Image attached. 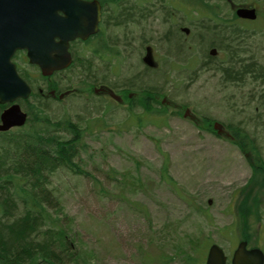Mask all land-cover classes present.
<instances>
[{"label":"rangeland","instance_id":"rangeland-1","mask_svg":"<svg viewBox=\"0 0 264 264\" xmlns=\"http://www.w3.org/2000/svg\"><path fill=\"white\" fill-rule=\"evenodd\" d=\"M98 1L104 8L105 49L124 53H73L74 67L52 82L59 90L79 92L59 103L44 102L48 119L84 130L75 160L81 175L60 169L50 178L60 206L49 208L48 215L65 228L74 252L64 264H205L211 245L230 259L244 233L248 247L264 255V207L242 209L249 212L244 227L235 209L251 176L245 155L175 110L160 106L151 114L143 103L119 108L92 96L89 86L94 80L117 89L141 77L134 89L155 91L160 100L203 121L242 129L264 156V24L215 25L203 20L204 11L191 1L187 20L183 8H163L156 1L117 0L110 8V0ZM228 11L219 14L229 19ZM183 28L189 30L187 39ZM216 39L217 56L206 65L208 44ZM146 47L156 71L143 68ZM18 55L13 62L34 96L19 103L28 115L26 125L0 141L34 133L38 123L29 110L41 76Z\"/></svg>","mask_w":264,"mask_h":264},{"label":"trees","instance_id":"trees-1","mask_svg":"<svg viewBox=\"0 0 264 264\" xmlns=\"http://www.w3.org/2000/svg\"><path fill=\"white\" fill-rule=\"evenodd\" d=\"M116 1L110 0L112 5ZM134 81L142 83V78ZM34 99L35 107L31 106L29 112L39 116L35 132L0 141V264H64L73 259L65 228L48 215L52 210L49 208L57 211L60 206L50 189V178L60 169L81 175L75 160L84 130L74 123L59 126L45 115L44 102L38 97ZM235 130L246 141L248 135L240 128ZM56 132L67 133L69 137L61 138L53 134ZM241 150L246 152L247 148L242 145ZM248 200L246 193L239 209L243 227L247 225L246 211H250ZM258 205L255 200L254 211ZM241 212L246 213L245 219ZM242 237V241L249 242L247 233Z\"/></svg>","mask_w":264,"mask_h":264},{"label":"water","instance_id":"water-1","mask_svg":"<svg viewBox=\"0 0 264 264\" xmlns=\"http://www.w3.org/2000/svg\"><path fill=\"white\" fill-rule=\"evenodd\" d=\"M251 14L237 11L239 18L252 20ZM99 20L97 1L0 0V106L9 105L0 114V133L23 127L27 118L16 102L27 100L30 88L18 76L11 61L13 55L25 51L28 63L36 66L42 77H49L71 65L69 43L94 35ZM111 98L117 100L113 94ZM214 130L221 134L217 124ZM227 262L218 246L208 248L205 264ZM229 264H264V255L258 249H247L243 241L236 246Z\"/></svg>","mask_w":264,"mask_h":264},{"label":"flooded vegetation","instance_id":"flooded-vegetation-1","mask_svg":"<svg viewBox=\"0 0 264 264\" xmlns=\"http://www.w3.org/2000/svg\"><path fill=\"white\" fill-rule=\"evenodd\" d=\"M85 1H92V0H85ZM100 6V22L97 27V32L94 35L89 36L86 40H75L69 44V48L67 50V53H70L71 55V66L67 68L66 70L54 72L49 77H41V83L43 84L41 88H38L36 90V96L38 99H40L43 102H55L59 103L67 98L77 95L79 92L78 90L74 89H65V90H59V85L52 82V78L54 76H59L61 74H64L68 72L70 69H72L75 65V56L73 53H91L93 57L97 56L95 53H124L120 50H109L105 49L104 43L105 40L103 39L102 35V10L104 8L103 4L96 0ZM139 1H147V0H139ZM156 1L157 4L162 6L163 8H170V9H181L183 8L185 18L187 20V5L189 8H192L193 5L196 6V4L199 6V9H202L204 12L202 13V19L209 22H215V25H222L230 27V25L233 24V22L236 24L237 22H248V23H255V22H262L264 24V0H195L196 2H192V0H150V2ZM187 1H191L193 4H189ZM144 2V3H148ZM109 4V3H108ZM111 4L109 6L112 7ZM229 10V19L221 17V14H219V11L222 10ZM239 10H245L246 12H251L252 16L254 17L252 20L250 19H244L239 18L237 16V11ZM194 12H198V9H193ZM210 11L212 13H210ZM171 22V18H168V22ZM185 30L184 35L186 36L189 34V30L187 33V29L183 28ZM181 29V31L183 30ZM217 40V39H216ZM187 43V40H186ZM218 43L217 41H211L208 44V55L207 59L205 61L206 65H211L210 61L217 56V51L214 47V44ZM79 47V48H76ZM149 50V51H147ZM146 53H144L141 63L143 65V68L146 71H156L157 70V63L154 61L153 53L151 52L150 48L145 49ZM149 52V53H148ZM26 52L25 51H19L16 52L12 58V63L15 65V68L17 70L18 75L20 78L26 82V84L30 88V98L34 96V92L32 90V86L30 85V82L27 80L28 78L24 77L21 74L19 66L13 62L14 58L19 54L25 57L26 59ZM187 53V51H186ZM150 55V62L148 61V58H146V55ZM18 55V56H19ZM148 55V56H149ZM27 60V59H26ZM23 61L24 58H23ZM28 63V61H27ZM152 65V66H151ZM35 67V66H33ZM37 68V67H35ZM38 69V68H37ZM225 72H227L225 70ZM90 83V93L95 98H103L106 101H110V103H114L115 106H118L119 108H126L127 107H140L139 103L142 104V108L144 105V108H146L147 111L150 110L152 112L151 114H155V110H158L159 107H163V111L166 112L168 109L175 110L179 116L184 119L191 122L193 125H195L200 130L207 131L214 135L218 139H224L229 141L233 146H235L240 153L245 155L247 158L248 166L251 170V176L245 185V189L248 190V197L252 196V199L248 200V208L249 209H256L255 208V200L258 201V209H263L264 207V197H261V189L264 191V156H262L257 151L256 143L249 137L246 138V141H242L241 134L237 135L236 128H226L223 125L217 123V122H209V121H203L201 119H198L195 117L188 109H185L181 106H176L173 103L167 101L165 97H163L160 100V95H158L155 91L148 90L145 91L143 89H134L133 83H124L123 85L117 87V89L112 88L108 83H100L95 82L94 80H89ZM146 93V94H145ZM111 94H113L115 97H117V100H114L111 98ZM28 100H25L23 102H27ZM22 101H19V103H23ZM141 108V107H140ZM26 113V112H25ZM27 114V113H26ZM28 118V115H27ZM27 121V120H26ZM218 125L219 129H221V134H217V132L214 130V125ZM21 129V128H20ZM15 129V130H20ZM241 132L244 134L245 132L240 129ZM246 134V133H245ZM244 134V135H245ZM242 145L247 148L246 152H242L241 147ZM260 171L261 173L256 174L254 171ZM257 194V196L255 195ZM245 197V196H244ZM240 194L241 201L237 204L235 209H240L241 202L243 198Z\"/></svg>","mask_w":264,"mask_h":264}]
</instances>
